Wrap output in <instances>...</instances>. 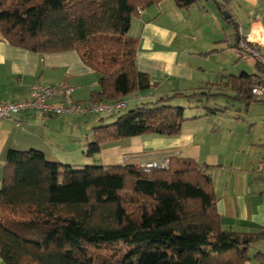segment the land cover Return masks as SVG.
Instances as JSON below:
<instances>
[{"label":"trees","instance_id":"trees-1","mask_svg":"<svg viewBox=\"0 0 264 264\" xmlns=\"http://www.w3.org/2000/svg\"><path fill=\"white\" fill-rule=\"evenodd\" d=\"M162 1L0 0V37L39 54L76 51L99 75L89 102L115 103L153 88L138 70L139 41L129 31L140 10ZM174 1L188 9L199 0ZM258 79L242 73L228 84L251 102ZM203 93L176 92L115 113L111 124L94 128L86 156L124 139L179 136L185 108L169 101ZM209 167L189 158L151 171L73 166L40 150L10 149L0 188V257L5 264H246L253 244L264 241V227L222 228Z\"/></svg>","mask_w":264,"mask_h":264},{"label":"crops","instance_id":"crops-1","mask_svg":"<svg viewBox=\"0 0 264 264\" xmlns=\"http://www.w3.org/2000/svg\"><path fill=\"white\" fill-rule=\"evenodd\" d=\"M226 11L233 23L225 18ZM139 14L132 21L129 35L139 41L137 67L150 76L153 88L133 94V107L176 92L191 95L202 90L235 95L228 77L249 74V63L240 60L238 54L239 29L264 49V0H199L188 9H180L174 0H163ZM98 77L76 51L39 54L13 46L0 37V101L26 100L35 84H43L74 86L68 101L84 102L89 92L96 90ZM195 114L183 124L179 136L124 139L104 146L100 153L88 158L99 157L98 164L103 166H137L165 154L210 166L206 174L213 180L222 228L257 231L264 227V158L250 169L249 157L242 151L237 150L231 161L223 158L217 151L221 148L217 139L220 129L209 122L212 116L221 114ZM88 115L54 116L26 111L0 122V188L10 149L40 150L47 159H75L70 150L73 144L64 140L62 134L76 124V119ZM263 257L261 254L260 259ZM0 264H5L1 257Z\"/></svg>","mask_w":264,"mask_h":264},{"label":"rangeland","instance_id":"rangeland-1","mask_svg":"<svg viewBox=\"0 0 264 264\" xmlns=\"http://www.w3.org/2000/svg\"><path fill=\"white\" fill-rule=\"evenodd\" d=\"M260 52L264 53V49H260ZM247 71L249 75L257 76V78L264 76L263 70L255 65L249 64ZM96 89H98V86ZM202 92V90L198 91V93ZM89 93L88 98L83 100L84 102L90 101L92 92ZM211 94L209 92L203 93L197 95L195 98L181 95L175 96L169 101V105L185 108V119H193L190 117H194L193 115L197 112H208L209 115L210 113H220L221 115L218 117L212 116L213 118L209 121L213 127L220 129L217 139L221 141L219 143L221 148L217 151L221 152L223 158L226 157L229 161L234 158V153L237 150L242 151L245 157H249L250 169L251 166L256 165L258 161L260 162L264 158V102L245 101L233 94ZM132 96L133 94L124 99L127 107L122 111L121 115L134 108L130 103ZM145 103L149 102H141L138 106ZM211 110L216 111L211 112ZM118 116L119 114L115 113H92V115L85 116L86 118L80 117L76 119V124H72L62 134L63 137H66L64 140L69 139V142L73 144L70 150H72V156H76V158L66 161L50 157L49 160L54 162L63 161L60 163L73 166L99 165V157L88 158L84 155V152L87 150L85 145L94 141V128L111 124ZM86 119L87 122L85 121ZM205 124H208V122ZM246 144L249 147H246ZM258 254L264 256V241H259L251 247L249 252L251 264H264V257L260 259V257H257Z\"/></svg>","mask_w":264,"mask_h":264},{"label":"built area","instance_id":"built-area-1","mask_svg":"<svg viewBox=\"0 0 264 264\" xmlns=\"http://www.w3.org/2000/svg\"><path fill=\"white\" fill-rule=\"evenodd\" d=\"M141 11V10H140ZM240 60L250 65H258L264 72V53L260 52L256 42L251 35H245L239 29V42L237 44ZM74 87L59 85L35 84L31 89L30 97L23 101L3 102L0 101V122L12 120L14 115L26 111H35L44 114L63 116V115H88L100 113H117L126 108L124 101L115 103L109 102H75L68 101L74 92ZM252 96L256 101L264 102V76L259 78L252 88ZM20 125V121H17ZM171 158L168 155H157L137 167L151 171L154 169L165 170L170 166Z\"/></svg>","mask_w":264,"mask_h":264},{"label":"water","instance_id":"water-1","mask_svg":"<svg viewBox=\"0 0 264 264\" xmlns=\"http://www.w3.org/2000/svg\"><path fill=\"white\" fill-rule=\"evenodd\" d=\"M224 16L226 19H230L231 18V15L229 14V12H224Z\"/></svg>","mask_w":264,"mask_h":264}]
</instances>
